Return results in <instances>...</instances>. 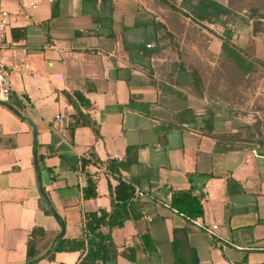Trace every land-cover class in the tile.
<instances>
[{"label":"crops","instance_id":"0c3cea01","mask_svg":"<svg viewBox=\"0 0 264 264\" xmlns=\"http://www.w3.org/2000/svg\"><path fill=\"white\" fill-rule=\"evenodd\" d=\"M201 1L42 0L30 13L4 4L11 17L0 63L13 93L0 103V264H25L29 241L34 264H96L91 237L82 251L46 258L62 228L43 207L63 222L64 239L79 240L87 214L111 211L120 182L134 189L129 219L100 233L119 251L149 234L155 251L107 264H176L173 246L184 264H264V156L222 139L240 127L222 101L195 88L179 56L194 50ZM219 19L201 22L199 53L219 56L224 41L234 43L213 29L226 24ZM77 110L93 125L71 136ZM89 178L97 196L87 200ZM190 188L203 206L198 218L234 246H216L170 207L173 193Z\"/></svg>","mask_w":264,"mask_h":264},{"label":"trees","instance_id":"16d2710c","mask_svg":"<svg viewBox=\"0 0 264 264\" xmlns=\"http://www.w3.org/2000/svg\"><path fill=\"white\" fill-rule=\"evenodd\" d=\"M172 11L175 13H179L180 15L188 18V16L176 9L174 6L171 7ZM196 14L193 15L192 25L190 29V37L189 42L194 46V50L190 49L191 52L198 56L199 62L197 64L193 63L195 61L193 58L186 57V53L180 54V58L184 63L189 65V70H192L190 77L195 85V88L200 91V88L205 89V91L209 92V95L213 97V99H217L219 101L225 102L226 97L222 96L223 94H213V87H217V84H222L223 80L221 79V75L217 73V70L223 73V71H227L228 66L230 67V63H228V59L233 61L235 65L243 72H249L251 68V63H247L246 57L244 53L239 51L237 47L229 42L224 41L222 52L219 56L209 55L206 50H204L205 54H201V50L198 45L202 42L199 37V32L201 31V22L207 21L211 24H214L219 18H225L228 16H232L234 11L231 10L227 5L223 6L217 3L214 0H202L198 7H195ZM263 17H256V14L253 12L252 15L249 16V19L253 23V34L256 33L257 24H259V20ZM259 21V22H258ZM185 57L188 61H185ZM201 64V65H200ZM257 64L264 67V61H257ZM233 68V67H232ZM212 70L211 72L215 74L212 79H206L200 75L199 70ZM236 69V67H234ZM207 85V86H206ZM225 95V94H224ZM77 102H79L85 108H88L87 102L84 100L83 96L80 93L74 94ZM92 122L89 117L83 114L81 111L77 110L76 114L72 117V122L68 125V130L70 135L72 136L74 130L78 127L92 126ZM246 130L249 128L246 127ZM97 132V131H96ZM242 132V130L238 131L235 134H229L227 137H223V140L227 141H235V142H244L253 144L251 141L243 140L238 137V133ZM136 150L135 147L127 148L128 153H132ZM264 156V155H263ZM93 157L91 154L88 157V160L82 159L81 165L85 167L89 165L90 160ZM111 171L114 172V168L110 167ZM96 184L91 178L87 181V187L84 190V198L94 199L96 198ZM44 200L46 197L42 194ZM134 197V189L132 186L127 185L125 183L120 182L116 187L114 193H111V211H101L99 213H89L85 217V237L79 240L69 241L64 239L63 229L64 224L58 218V216L49 208V203H46V206L43 207L44 212L46 214H51L55 216L61 225L62 231L59 235V239L57 243L54 245L53 250L46 256V258L51 259L52 255L56 252H71V251H82L85 246V238L91 237L94 242V257L96 264H107L110 261L115 260L118 256H121L131 262L136 261V257L138 253L148 254L153 253L155 251V247L151 241L149 234H144L141 236L140 241L141 245L139 247L126 248L122 251H119L118 248L114 245L110 233L102 234L100 233L101 227H107L109 230L121 228L126 220L129 219V211L128 205L132 201ZM170 207L177 212V214L181 215L185 219H195L203 215V206L198 197L193 195V188H190L187 191H181L173 193L172 199L170 202ZM35 233L37 231H34ZM33 232V233H34ZM35 235V234H33ZM34 244L30 241L28 243V251H27V261L25 264H34L37 260L33 258V249ZM174 248L175 255V263L176 264H184L185 262L178 259V252L176 251V247Z\"/></svg>","mask_w":264,"mask_h":264},{"label":"rangeland","instance_id":"374dc122","mask_svg":"<svg viewBox=\"0 0 264 264\" xmlns=\"http://www.w3.org/2000/svg\"><path fill=\"white\" fill-rule=\"evenodd\" d=\"M2 1L4 4L10 2L22 10L17 0ZM218 1L223 4L226 3L225 5L233 10L234 14L223 19L226 24L224 27L219 28L220 30L215 27L213 29L223 33L225 37L235 43L233 44L237 49L244 53L247 63H251V68L249 72L245 73L233 61L228 59L230 67L228 66L226 73L217 70L223 82L220 85L217 84V87H213L212 93L223 94L222 96L226 97V101L223 103L228 107L231 125L240 127L238 131L242 130L238 133V137L253 142L257 152L264 155V67L257 64V61H264V0ZM187 11H191V9H187ZM253 12L256 17H263L259 20L260 22L258 21L259 24H257L255 34H253V23L249 19ZM189 51L186 57L188 59L190 57L191 60L193 58L195 61L192 62L197 64L199 62L198 56L195 53L193 54L191 50ZM199 71L205 80L212 79L215 76L211 72L212 70ZM191 72L193 71L189 70L186 76L187 74L190 76ZM246 127L249 130H246Z\"/></svg>","mask_w":264,"mask_h":264},{"label":"built area","instance_id":"2783aa9c","mask_svg":"<svg viewBox=\"0 0 264 264\" xmlns=\"http://www.w3.org/2000/svg\"><path fill=\"white\" fill-rule=\"evenodd\" d=\"M20 5L21 9L25 12L33 11L37 9L39 4L42 0H17ZM50 2L52 0H49ZM10 17L11 13L4 5L3 1L0 0V39L4 37L5 33L9 29L10 26ZM13 93V88L10 83V71L5 68L0 63V103H5L8 101L9 96ZM90 111L95 114L94 110ZM54 122L59 123L61 122V117L56 116ZM96 167L100 170L104 171L105 168L97 163ZM139 197L143 196L141 191L136 192ZM190 223H192L197 229L205 233L214 243L216 246L221 248H225L227 246H234L231 242L224 240L219 234L217 233L218 226L215 224H205L200 218L195 219H186Z\"/></svg>","mask_w":264,"mask_h":264}]
</instances>
